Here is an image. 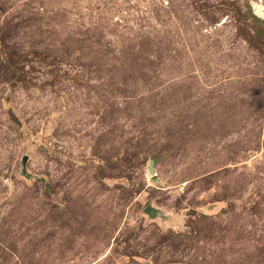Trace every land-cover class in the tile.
Listing matches in <instances>:
<instances>
[{
  "label": "rangeland",
  "instance_id": "1",
  "mask_svg": "<svg viewBox=\"0 0 264 264\" xmlns=\"http://www.w3.org/2000/svg\"><path fill=\"white\" fill-rule=\"evenodd\" d=\"M246 2L0 0V264H264Z\"/></svg>",
  "mask_w": 264,
  "mask_h": 264
},
{
  "label": "trees",
  "instance_id": "2",
  "mask_svg": "<svg viewBox=\"0 0 264 264\" xmlns=\"http://www.w3.org/2000/svg\"><path fill=\"white\" fill-rule=\"evenodd\" d=\"M246 8L248 12V16H245V18H250L252 19L253 23L250 24L251 27L254 29L253 33L252 32H247L245 35V38L251 42L254 45H259L258 47L264 45V19H261L257 17L255 14L252 13L251 7L246 2ZM264 48V47H260ZM5 53V51H3ZM15 62L10 59H6V62L3 64V69L5 70V73H8L10 76L9 79H13L16 77L17 69L15 70L14 68Z\"/></svg>",
  "mask_w": 264,
  "mask_h": 264
},
{
  "label": "water",
  "instance_id": "3",
  "mask_svg": "<svg viewBox=\"0 0 264 264\" xmlns=\"http://www.w3.org/2000/svg\"><path fill=\"white\" fill-rule=\"evenodd\" d=\"M154 161L150 160L149 161V173L154 174V167H153Z\"/></svg>",
  "mask_w": 264,
  "mask_h": 264
}]
</instances>
